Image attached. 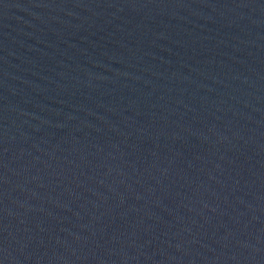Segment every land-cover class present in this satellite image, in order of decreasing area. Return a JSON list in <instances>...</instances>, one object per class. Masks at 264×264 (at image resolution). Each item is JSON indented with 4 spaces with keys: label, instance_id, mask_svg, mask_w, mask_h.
<instances>
[{
    "label": "water",
    "instance_id": "obj_1",
    "mask_svg": "<svg viewBox=\"0 0 264 264\" xmlns=\"http://www.w3.org/2000/svg\"><path fill=\"white\" fill-rule=\"evenodd\" d=\"M0 264H264V0H0Z\"/></svg>",
    "mask_w": 264,
    "mask_h": 264
}]
</instances>
